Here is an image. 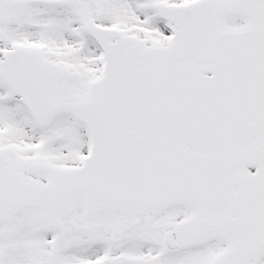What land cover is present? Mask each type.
Here are the masks:
<instances>
[{"label": "snow or ice", "instance_id": "6c2138e0", "mask_svg": "<svg viewBox=\"0 0 264 264\" xmlns=\"http://www.w3.org/2000/svg\"><path fill=\"white\" fill-rule=\"evenodd\" d=\"M0 264H264V0H0Z\"/></svg>", "mask_w": 264, "mask_h": 264}]
</instances>
